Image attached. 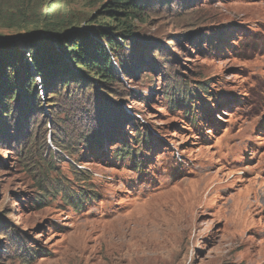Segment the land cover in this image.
Listing matches in <instances>:
<instances>
[{
  "label": "rangeland",
  "instance_id": "1",
  "mask_svg": "<svg viewBox=\"0 0 264 264\" xmlns=\"http://www.w3.org/2000/svg\"><path fill=\"white\" fill-rule=\"evenodd\" d=\"M57 1L105 21L108 0ZM138 2L114 82L58 61L54 93L8 101L0 264H264V0ZM38 31L0 22L1 51Z\"/></svg>",
  "mask_w": 264,
  "mask_h": 264
},
{
  "label": "trees",
  "instance_id": "2",
  "mask_svg": "<svg viewBox=\"0 0 264 264\" xmlns=\"http://www.w3.org/2000/svg\"><path fill=\"white\" fill-rule=\"evenodd\" d=\"M103 8L101 14L105 21L97 24L96 19L100 17L98 15L85 27L84 30L87 32H82L79 31L76 15L63 9L57 0H0V22L9 28L23 29L31 26L42 30L38 32L54 35L52 39H36L27 52H20L12 47L8 52H3L0 48L2 119L9 115L5 110L10 98L15 101L17 95L20 98L32 92L38 93L37 84H40L45 94L54 93L56 86L53 84L54 76L51 73L57 71L58 61L71 62V66L78 71V74L72 75L76 80H80V77L83 78L81 80H85L88 76L95 78L102 86L114 82V64L117 62L119 67H122L118 62L120 54H117V51L123 50L120 38L126 40L132 38L135 32L133 24L145 17V9L138 0H108ZM55 43H59L57 50ZM37 45H41L42 48ZM243 47L247 48V45ZM45 71L51 75H45ZM70 83L71 81L67 80L64 83L65 88ZM199 85V90L208 97L211 96L204 84ZM135 152L131 151L130 147L122 149L118 159H135L137 151Z\"/></svg>",
  "mask_w": 264,
  "mask_h": 264
},
{
  "label": "bare ground",
  "instance_id": "3",
  "mask_svg": "<svg viewBox=\"0 0 264 264\" xmlns=\"http://www.w3.org/2000/svg\"><path fill=\"white\" fill-rule=\"evenodd\" d=\"M246 207V206H245ZM244 210V209H242ZM126 223V220L124 218L118 217L112 222V224L109 226V231L112 233H121L122 227Z\"/></svg>",
  "mask_w": 264,
  "mask_h": 264
},
{
  "label": "water",
  "instance_id": "4",
  "mask_svg": "<svg viewBox=\"0 0 264 264\" xmlns=\"http://www.w3.org/2000/svg\"><path fill=\"white\" fill-rule=\"evenodd\" d=\"M44 36H45V37H47V38H49V39H52V38H53L52 36H50V34H48V36H46V35H45V34H43V33H42V35H41V36H37V37H44ZM53 36H54V35H53ZM37 37H36V38H37Z\"/></svg>",
  "mask_w": 264,
  "mask_h": 264
}]
</instances>
